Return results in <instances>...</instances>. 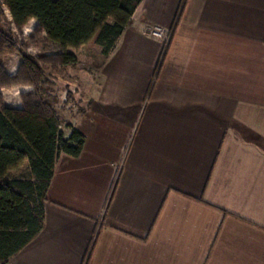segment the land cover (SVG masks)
<instances>
[{
	"label": "crops",
	"instance_id": "obj_1",
	"mask_svg": "<svg viewBox=\"0 0 264 264\" xmlns=\"http://www.w3.org/2000/svg\"><path fill=\"white\" fill-rule=\"evenodd\" d=\"M100 67L10 264H264V0H142Z\"/></svg>",
	"mask_w": 264,
	"mask_h": 264
},
{
	"label": "trees",
	"instance_id": "obj_2",
	"mask_svg": "<svg viewBox=\"0 0 264 264\" xmlns=\"http://www.w3.org/2000/svg\"><path fill=\"white\" fill-rule=\"evenodd\" d=\"M2 1L11 21H3L0 14V22L10 35L14 36L11 24L18 29L35 20L53 44L52 52L60 53L63 65H71L76 58L66 50L78 49L94 39L103 60L108 59L142 0ZM17 52L40 70L42 97L47 96L50 82L41 66L20 48ZM83 144V135L56 112L43 116L34 108L0 109V264H10L41 232L46 193L57 159L61 154L79 156ZM25 163L29 179L9 178L10 171Z\"/></svg>",
	"mask_w": 264,
	"mask_h": 264
},
{
	"label": "rangeland",
	"instance_id": "obj_3",
	"mask_svg": "<svg viewBox=\"0 0 264 264\" xmlns=\"http://www.w3.org/2000/svg\"><path fill=\"white\" fill-rule=\"evenodd\" d=\"M0 14L3 21H11L2 0ZM11 30L14 36L10 35L0 22V109L21 107L18 110L23 111L34 108L43 116L56 112L63 119L70 120V114L74 112L75 107L72 108V104L84 100L85 87L94 79L97 70H101L100 66L104 61L95 39L85 47L66 50L76 58V62L63 66L57 52H52L53 44L45 39L44 32L35 20H30L18 29L11 24ZM17 48L25 51L41 66L42 72L50 82L46 92L49 96L42 97L44 92L40 85L44 79L40 70L31 62L24 61ZM22 91H33L37 94L26 92L22 95ZM8 176L17 180L29 179L27 163L10 172Z\"/></svg>",
	"mask_w": 264,
	"mask_h": 264
},
{
	"label": "built area",
	"instance_id": "obj_4",
	"mask_svg": "<svg viewBox=\"0 0 264 264\" xmlns=\"http://www.w3.org/2000/svg\"><path fill=\"white\" fill-rule=\"evenodd\" d=\"M144 34H146L147 36L162 41L164 43H166L169 39V36L166 35L164 29H162L161 27L158 26H148L145 28L144 30Z\"/></svg>",
	"mask_w": 264,
	"mask_h": 264
}]
</instances>
